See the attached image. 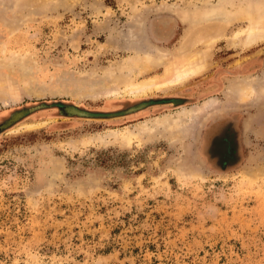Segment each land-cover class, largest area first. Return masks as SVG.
<instances>
[{"label": "rangeland", "instance_id": "rangeland-1", "mask_svg": "<svg viewBox=\"0 0 264 264\" xmlns=\"http://www.w3.org/2000/svg\"><path fill=\"white\" fill-rule=\"evenodd\" d=\"M222 1L0 0V58L28 69L0 68V124L27 111L0 133V264H264V39L240 45L247 23L235 21L200 48L205 70L188 82L137 99L101 94L110 72L128 76L136 51L189 56L184 36L207 20L192 26L185 14ZM246 80L262 90L228 97ZM211 98L178 137L92 144ZM61 105L90 117L62 116ZM230 118L239 156L223 165L205 155V138Z\"/></svg>", "mask_w": 264, "mask_h": 264}, {"label": "bare ground", "instance_id": "bare-ground-1", "mask_svg": "<svg viewBox=\"0 0 264 264\" xmlns=\"http://www.w3.org/2000/svg\"><path fill=\"white\" fill-rule=\"evenodd\" d=\"M228 1L223 0L220 3L218 9L211 15L206 13L205 15L192 16L189 13L185 14V19H192V26L198 24L197 21H206L204 26L200 25L199 28L192 27V34L186 32L181 51L185 53L189 52L190 55L179 60L178 58H172L169 54H162L155 49H145V51H136L135 55L130 58L129 64H126L124 70L128 73V76L116 77L113 73L108 74L110 81L109 88L105 87L101 94L105 96L121 97L123 94L130 98H142L154 92H160L167 88L174 87L180 84L188 82L200 75L205 70L203 57L200 53L201 47H210L215 45L227 31V26L235 21L238 23H247L245 27H241L234 34V38L240 45L241 43L250 44L258 40L264 39V0L256 2H244L240 6L232 4V11L226 10L229 6ZM220 13L224 16V21L219 23H212L211 18ZM191 16V17H190ZM257 36V37H256ZM236 42V43H237ZM255 44V43H254ZM1 51V50H0ZM141 52H143L144 58H141ZM6 53L2 50V54ZM164 53V52H163ZM134 54V53H133ZM25 58H16L15 56L10 58H0V68H6L7 71L19 69L27 73V67L24 63ZM165 66L164 74L160 77H152L141 82L136 81L137 77L149 74L154 68ZM24 72V73H25ZM134 76H136L134 78ZM116 77V78H115ZM246 84L241 86L238 81L231 84L228 88V97L233 100H238L241 97L247 96L250 91L254 92V82L246 80ZM260 81V80H258ZM124 86L125 90L121 92L118 87ZM4 84L0 83V89H4ZM258 88V87H257ZM260 89V88H259ZM258 89V90H259ZM257 90V89H256ZM257 90V91H258ZM262 90V89H260ZM264 90V89H263ZM255 93V92H254ZM249 96V95H248ZM241 101V100H240ZM216 100L213 98L206 100L202 106L197 105L191 108H183L177 117L174 119L170 116H164L153 119L151 124L144 123L139 127H136L135 131L127 130L125 134L113 133L107 138H92V144L108 145L110 143H118L122 146L129 147L134 138H154L157 134L175 138L180 135L183 129L191 126L196 120L200 119V116L204 112L209 111L213 106H216ZM37 125V124H35ZM36 126L25 125L23 129L18 130H31ZM17 130V129H15ZM14 130V131H15ZM17 130V131H18ZM13 132V131H11ZM157 135V137H158ZM137 140V139H136ZM150 141V140H149ZM90 142V140L88 141ZM146 142V141H145ZM144 143V142H142Z\"/></svg>", "mask_w": 264, "mask_h": 264}, {"label": "flooded vegetation", "instance_id": "flooded-vegetation-1", "mask_svg": "<svg viewBox=\"0 0 264 264\" xmlns=\"http://www.w3.org/2000/svg\"><path fill=\"white\" fill-rule=\"evenodd\" d=\"M65 106L71 107V105H64V106L61 105V107H65ZM59 108L60 107H58L57 109ZM20 111H26V109H22V110L15 111V112H20ZM12 114L9 116V118L12 116ZM234 120H235L234 118L227 119L224 122L214 126V129L212 130V132H209V135L205 138V155L209 154L210 157H215V159L218 162L224 159L225 160L236 159V157L239 156V152L236 151L234 148V143L236 141L235 140L236 139V125H235ZM215 132L216 134H214ZM231 144H233V146H231ZM225 160L224 162H222L223 165L228 163Z\"/></svg>", "mask_w": 264, "mask_h": 264}, {"label": "water", "instance_id": "water-1", "mask_svg": "<svg viewBox=\"0 0 264 264\" xmlns=\"http://www.w3.org/2000/svg\"><path fill=\"white\" fill-rule=\"evenodd\" d=\"M142 107H143V105L134 107L130 110V112L136 111ZM25 113H26V111H20V112L13 113L12 116L7 121L0 124V133L3 132L4 130H6L7 128H9L10 126H12L13 124H15L18 120H20L24 116ZM59 113L65 117H72V116H76V117H80V118L90 117V114L83 112V111H80L79 109H77L76 107H73V106H71V107L70 106L60 107Z\"/></svg>", "mask_w": 264, "mask_h": 264}]
</instances>
